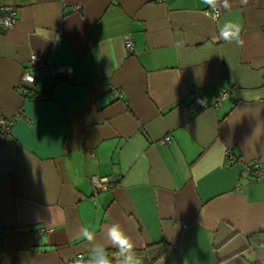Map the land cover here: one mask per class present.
<instances>
[{
  "label": "crops",
  "instance_id": "crops-1",
  "mask_svg": "<svg viewBox=\"0 0 264 264\" xmlns=\"http://www.w3.org/2000/svg\"><path fill=\"white\" fill-rule=\"evenodd\" d=\"M229 4L213 18L202 0H0L17 10L0 30V264L87 261L93 243L119 264L113 223L142 264H264V0ZM228 21L243 46L220 38ZM33 52L72 80L39 77Z\"/></svg>",
  "mask_w": 264,
  "mask_h": 264
},
{
  "label": "built area",
  "instance_id": "built-area-1",
  "mask_svg": "<svg viewBox=\"0 0 264 264\" xmlns=\"http://www.w3.org/2000/svg\"><path fill=\"white\" fill-rule=\"evenodd\" d=\"M206 14L210 15L213 18H218L219 10L218 8L212 9L210 6L206 9ZM17 21V10L8 5L5 7L4 12L0 13V30H6L14 26ZM126 49L131 52L133 50V43L131 40L125 41ZM28 64L35 67L37 69L38 76H49L53 79H57L59 77H64L66 80L71 81L73 75V66L71 63H57L52 61V59L48 56H44L41 53L33 52L28 57ZM22 80L28 83H34L37 80L32 74L27 72L23 73ZM193 96L196 98V95L193 93ZM230 96L229 90H219L215 96V105H219L223 99H226ZM114 97H121L120 93H117ZM206 107V105L202 104L199 106V109ZM12 129V121L6 120L4 117L0 116V131L3 136L8 135ZM165 142H170V137L165 136L163 139ZM226 155L230 156L231 152L227 150L225 152ZM250 171L252 174L258 176L260 174L258 170V163L254 162L250 165ZM92 187L95 192L98 191H107L111 186V179L107 176L105 177H92ZM187 228V225L184 222H181L182 232ZM50 231V229L45 227H38L36 232L39 234ZM81 257V255H77L75 259ZM74 259V260H75Z\"/></svg>",
  "mask_w": 264,
  "mask_h": 264
},
{
  "label": "clouds",
  "instance_id": "clouds-1",
  "mask_svg": "<svg viewBox=\"0 0 264 264\" xmlns=\"http://www.w3.org/2000/svg\"><path fill=\"white\" fill-rule=\"evenodd\" d=\"M202 2L212 9H216L218 3L224 8L231 7L229 0H202ZM243 4L247 0H241ZM242 25L228 21L220 28L219 36L226 42H235L239 46L244 45L242 39ZM77 238L84 239L88 242H93L96 239V233L89 225H83ZM106 239L109 245L116 249L120 259L119 264H142L141 259L136 255V245L132 238L128 236L121 226L117 223L111 224L106 231ZM73 264H112V260L107 255L106 246L101 243H93L91 248V256L84 261L82 257H78L73 261Z\"/></svg>",
  "mask_w": 264,
  "mask_h": 264
},
{
  "label": "trees",
  "instance_id": "trees-1",
  "mask_svg": "<svg viewBox=\"0 0 264 264\" xmlns=\"http://www.w3.org/2000/svg\"><path fill=\"white\" fill-rule=\"evenodd\" d=\"M228 90H229V89H228ZM231 91H232V89L229 90L230 93H231ZM157 251H158V252L155 254V256H154L153 259L157 258V257L162 253L161 250H158V249H157ZM147 264H149V262H147Z\"/></svg>",
  "mask_w": 264,
  "mask_h": 264
}]
</instances>
